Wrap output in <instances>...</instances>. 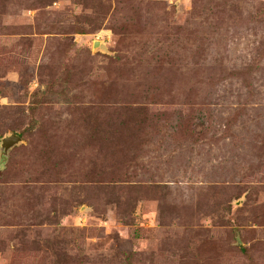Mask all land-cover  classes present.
Returning a JSON list of instances; mask_svg holds the SVG:
<instances>
[{"label": "rangeland", "instance_id": "obj_1", "mask_svg": "<svg viewBox=\"0 0 264 264\" xmlns=\"http://www.w3.org/2000/svg\"><path fill=\"white\" fill-rule=\"evenodd\" d=\"M6 132L0 264H264V0H0Z\"/></svg>", "mask_w": 264, "mask_h": 264}, {"label": "water", "instance_id": "obj_2", "mask_svg": "<svg viewBox=\"0 0 264 264\" xmlns=\"http://www.w3.org/2000/svg\"><path fill=\"white\" fill-rule=\"evenodd\" d=\"M99 41H94L93 46L95 47L98 45ZM21 141V137L14 132H6L0 135V167L3 165L7 158L8 150L14 146L15 144H18ZM238 245H241V243L238 240Z\"/></svg>", "mask_w": 264, "mask_h": 264}]
</instances>
